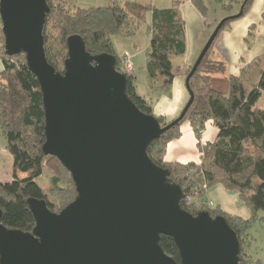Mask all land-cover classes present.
Here are the masks:
<instances>
[{
	"label": "water",
	"instance_id": "95a60500",
	"mask_svg": "<svg viewBox=\"0 0 264 264\" xmlns=\"http://www.w3.org/2000/svg\"><path fill=\"white\" fill-rule=\"evenodd\" d=\"M46 0H0L7 56L23 54L42 95V152L61 163L76 196L59 212L28 197L32 231L1 222L0 264H240V240L223 215L181 206L186 192L170 182L147 147L179 123L193 102L189 79L227 19L208 36L189 73V98L179 115L161 125L127 94L128 74L113 54L92 55L78 35L69 36L61 73L48 62L43 30ZM173 239L179 262L164 252L160 237Z\"/></svg>",
	"mask_w": 264,
	"mask_h": 264
},
{
	"label": "trees",
	"instance_id": "16d2710c",
	"mask_svg": "<svg viewBox=\"0 0 264 264\" xmlns=\"http://www.w3.org/2000/svg\"><path fill=\"white\" fill-rule=\"evenodd\" d=\"M46 1L50 10L43 30L44 49L48 62L55 70L64 71L66 40L69 36H80L86 50L92 55H115L112 37L132 34L149 12L150 41L145 59L147 79L151 86L161 77L165 78L164 85L171 83L174 76L172 60L185 52L184 20L178 9V1L165 8H156L136 1L107 0L104 6L87 9L71 8L70 0H57L56 3L53 0ZM252 1L191 0L204 19L207 18L208 4L211 2L217 3L225 16L231 14L234 6H238V11L242 10V17ZM235 19L223 22L190 77L193 102L184 117L153 140L147 147V153L157 165L169 168L170 182L184 187L186 198L181 201L183 209L193 215L203 209L208 210L212 217L223 215L240 238V229L248 227L253 217L244 220L238 215L224 212L219 206L209 209L204 204L187 201V197L199 192L203 185L207 189L221 185L237 191L251 212H264V108L257 105L258 98L264 94V52L244 64L237 75L224 77L228 81V86L224 87L227 94L215 86L217 79L213 78L214 74L225 73L224 62L207 59L219 34ZM219 21L214 18L212 27L215 28ZM0 58L3 64L0 72V132L5 137L6 149L13 162V181L0 184L1 222L7 228L32 231L35 220L26 203L28 197L44 199L51 211L59 212L75 198L76 191L70 174L57 158L42 152L45 140L42 95L35 76L26 66L24 55L7 56L3 51L0 52ZM116 58V67L122 71L121 58ZM126 91L142 112L152 114L150 101L137 95L131 74H128ZM157 119L161 125H165L163 118ZM209 120L216 127L217 135L214 141L199 145V162L164 160L167 144L180 135L179 127L184 121H189L197 134ZM47 164L62 170L68 177L65 185L58 175L50 177L49 185L54 199H50L35 181L43 174ZM159 243L165 253L179 262V252L172 238L161 236ZM239 261L245 264L241 256Z\"/></svg>",
	"mask_w": 264,
	"mask_h": 264
},
{
	"label": "rangeland",
	"instance_id": "374dc122",
	"mask_svg": "<svg viewBox=\"0 0 264 264\" xmlns=\"http://www.w3.org/2000/svg\"><path fill=\"white\" fill-rule=\"evenodd\" d=\"M133 1H136V0H133ZM53 2L56 3L57 0H53ZM106 2L107 0H70L69 5L71 6V8L87 9L90 7L104 6ZM138 3L143 4V5L151 4L155 6L156 8H165V7L171 6L170 0H139ZM235 11H236V7L232 9L231 14L235 13ZM206 14H207L206 17L211 20H213V18L218 19L221 16H224L222 18L227 17V15L226 16L224 15L225 13L220 10V7L215 2H211L208 4V10ZM149 22H150V13L147 12L145 19L137 26V28L134 30L132 34L117 35V36L112 37L114 54L117 57L121 58L120 64L121 63L123 64L124 61H126L125 60L126 55H124L125 52L130 53V55H132L133 69L129 74H132V76L134 77V85H135V90H136L137 95L142 96L147 101L151 100V98H153V96L156 93L158 95H161L163 93L169 94L168 86L164 85L160 78H158L153 83L152 86L149 84L148 79H147L145 59L147 57V49H148L149 41H150V33L148 29ZM3 43H4V38L1 33V22H0V52L2 53L4 51ZM213 46L210 48L208 52V55H207L208 61L215 60L213 56ZM200 50L194 56H186L183 54L182 56L174 57L172 61L174 65L175 75L183 76L184 81H185V77L190 71ZM60 65L62 66V63H60ZM224 77L225 75L219 74V73L213 75V78L217 79L214 82V84H216L215 86L221 92H223L224 94H227V91H226L227 89H224V87L228 86V81H226ZM184 87H185V84H184ZM188 98H189V93L187 91V98L185 100V103L187 102ZM257 105L264 108V94H261L260 97L258 98ZM179 113L174 118H176L179 115ZM163 122L165 124L168 123L164 119H163ZM202 130L203 129L199 130L197 134L198 135L201 134ZM199 145H202V143L201 142L198 143V147ZM18 175L21 176L22 174L18 173ZM52 175H58L61 178L63 185H65L64 183L68 181V177L64 175L62 170L56 167L48 166V164L44 166L43 174L40 177L35 179V181L38 183L40 187H42V189L44 190V192L47 193L50 199H54V195L51 191V185H49V179ZM12 181H13L12 156L7 151L5 137L0 132V184L11 183ZM206 189L207 188L205 189L200 188L199 192H197L196 194L193 193L192 196L189 195V197H187V201L189 202L188 199H193V201L197 205L204 204L209 209H214L217 206V203L215 202L216 201L215 198H217L218 200L221 199L225 202L224 207L226 209L231 210L233 213L243 214V216H245L243 217L244 220L251 219L253 217L250 220L248 227H246L243 230L240 229L239 257L241 256L245 264H264V212L260 210L251 212V210L248 207H246V205L241 201V199L238 196V192L235 190L227 189L221 185L219 186L214 185L210 187L209 189H207V191ZM218 189H222L223 191H225L226 194L220 197ZM211 193L213 195H211ZM210 202L212 203V205L209 204Z\"/></svg>",
	"mask_w": 264,
	"mask_h": 264
},
{
	"label": "crops",
	"instance_id": "0c3cea01",
	"mask_svg": "<svg viewBox=\"0 0 264 264\" xmlns=\"http://www.w3.org/2000/svg\"><path fill=\"white\" fill-rule=\"evenodd\" d=\"M133 1V0H121ZM139 2V0H136ZM178 1V9L184 20L185 29V52L186 56H194L202 48L208 36L212 32L213 20L203 18L191 0H170ZM235 13L238 12V6ZM232 13V14H235ZM231 14V15H232ZM225 15V14H224ZM221 16L218 19H221ZM214 19V18H213ZM250 27H252L250 29ZM251 32V35H250ZM264 52V0H253L248 11L230 23L217 37L213 46L215 60L223 61L225 73L223 75H237L244 64ZM3 64L0 58V72ZM132 75V74H131ZM172 76L168 85V93L151 98L152 114L163 118L166 122L172 120L182 109L187 98V91L184 87V77L181 75ZM164 83L165 78H160ZM180 135L171 140L166 147L164 160L167 162H199L201 153L198 143L205 144L215 140L217 129L209 120L205 123L201 134H196L189 121H185L179 127ZM219 186V185H218ZM209 189V188H208ZM207 191V189H206ZM205 191V192H206ZM204 192V193H205ZM220 197L225 191L218 189ZM224 192V194H223ZM211 195H213L211 193ZM216 199L217 206L224 212L245 217L243 214L233 213L224 207V201ZM245 212V211H244ZM247 213V211H246Z\"/></svg>",
	"mask_w": 264,
	"mask_h": 264
},
{
	"label": "built area",
	"instance_id": "2783aa9c",
	"mask_svg": "<svg viewBox=\"0 0 264 264\" xmlns=\"http://www.w3.org/2000/svg\"><path fill=\"white\" fill-rule=\"evenodd\" d=\"M124 55H126V59H125L126 61H124L123 64L122 63L120 64V68L122 71H124L126 73H130L133 69L132 55H130V54H124ZM202 188L205 189L206 186L203 185ZM188 200L191 201L193 199H188ZM209 204L212 205L211 202Z\"/></svg>",
	"mask_w": 264,
	"mask_h": 264
}]
</instances>
